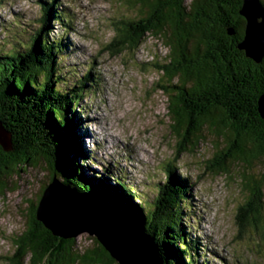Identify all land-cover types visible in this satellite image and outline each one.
I'll list each match as a JSON object with an SVG mask.
<instances>
[{
    "label": "trees",
    "instance_id": "16d2710c",
    "mask_svg": "<svg viewBox=\"0 0 264 264\" xmlns=\"http://www.w3.org/2000/svg\"><path fill=\"white\" fill-rule=\"evenodd\" d=\"M261 3L264 6V0ZM128 5L138 6L137 18L119 22L110 51L118 54L137 46L146 34L161 39L168 52L167 62L158 67L167 80L160 87L167 95L173 133L179 136L186 130L191 143L202 136L205 126L216 133L229 127L224 136L237 147L229 155L231 160L241 159L251 167L264 158V118L258 111L264 96V58L256 64L238 48L245 29L239 14L242 0H129ZM56 6L43 2L38 26L14 30L0 45V122L11 131L13 143L12 151L0 150V178L20 174L24 167L37 168L38 159L50 156L59 164L65 185L95 191L135 219L159 246L163 264H206L200 262L197 237L192 238L185 227L191 182L177 175L176 162L164 168L157 195L140 203L134 189L119 177L89 166V152L79 134L84 120L73 105L85 88L92 87L93 78L90 73L79 77L63 65L62 36L49 37L52 22L60 21L52 9ZM66 17L61 20L65 27ZM180 151H188V146ZM223 162L216 172L227 170ZM258 178L247 177L249 196L244 206L251 210L247 215L241 208L240 229L249 224L263 228L262 208L257 207L263 173ZM4 187L0 182V190ZM43 188L36 203L28 205L26 236L17 243L13 264H118L97 243L78 249L74 240L53 237L36 222Z\"/></svg>",
    "mask_w": 264,
    "mask_h": 264
},
{
    "label": "rangeland",
    "instance_id": "374dc122",
    "mask_svg": "<svg viewBox=\"0 0 264 264\" xmlns=\"http://www.w3.org/2000/svg\"><path fill=\"white\" fill-rule=\"evenodd\" d=\"M128 1L2 0L0 45L14 30L36 28L31 25L38 26L43 2L57 3L52 9L60 21L52 22L49 37L62 36L64 66L79 77L90 73L93 78L92 87L85 88L73 105L84 120L79 134L90 153L86 155L89 166L119 177L134 189L140 203L157 195L156 184L164 182V168L176 162L177 175L191 182L185 227L202 247L200 262L264 264V225L239 227L241 208L247 215L251 210L244 206L249 196L247 177L264 175V158L251 167L241 159L231 160L229 155L237 147L224 136L230 133L229 127L216 133L205 126L197 141L190 140L193 145L186 130L179 136L173 133L167 95L160 87L167 80L158 67L167 62L168 52L161 39L146 34L137 46L118 54L110 51L119 22L137 18L138 6ZM65 17L67 27L61 21ZM184 145L188 151L181 152ZM222 160L227 170L216 172ZM0 182L5 186L0 190V264H13L17 243L26 236L28 205L36 203L45 175L39 168L24 167V172L2 176ZM260 198L257 207L264 217V183ZM90 244L86 235L76 239L78 249Z\"/></svg>",
    "mask_w": 264,
    "mask_h": 264
},
{
    "label": "water",
    "instance_id": "95a60500",
    "mask_svg": "<svg viewBox=\"0 0 264 264\" xmlns=\"http://www.w3.org/2000/svg\"><path fill=\"white\" fill-rule=\"evenodd\" d=\"M239 14L245 20V29L238 48L259 64L264 58V6L261 0H242ZM258 111L264 118V96ZM12 144L11 133L0 122V150L10 152ZM37 163L45 183L35 220L53 237L76 242L86 235L91 240L88 247L97 243L118 264H163L159 246L135 219L95 191H78L65 185L59 176V164L50 156Z\"/></svg>",
    "mask_w": 264,
    "mask_h": 264
},
{
    "label": "bare ground",
    "instance_id": "6f19581e",
    "mask_svg": "<svg viewBox=\"0 0 264 264\" xmlns=\"http://www.w3.org/2000/svg\"><path fill=\"white\" fill-rule=\"evenodd\" d=\"M139 1V0H138ZM186 31V30H185ZM185 34V33H184ZM178 53V52H177ZM187 57V56H186ZM248 68V67H247ZM193 69V68H192ZM248 70V69H247ZM65 78V77H64ZM177 78V77H176ZM221 79V78H220ZM65 81V80H64ZM83 81V80H82ZM65 83V82H64ZM62 88V87H61ZM223 88V87H222ZM209 89V88H208ZM214 95V94H213ZM232 96V95H231ZM169 100V98H168ZM242 102V101H241ZM174 103V102H172ZM219 103V102H218ZM237 103V102H236ZM190 104V103H189ZM22 110V109H21ZM176 113V112H175ZM234 118V117H233ZM228 120V119H227ZM7 121V120H6ZM19 121V120H18ZM14 122V121H13ZM238 126V125H237ZM11 132V131H10ZM15 135V134H14ZM176 138V137H175ZM178 144V143H177ZM193 145V144H192ZM18 149V148H17ZM104 177V176H103ZM246 205V204H245ZM243 216V215H242ZM245 216V215H244ZM40 232V231H39ZM51 237V236H50ZM20 240V239H19ZM21 247V246H20ZM23 247V246H22Z\"/></svg>",
    "mask_w": 264,
    "mask_h": 264
}]
</instances>
